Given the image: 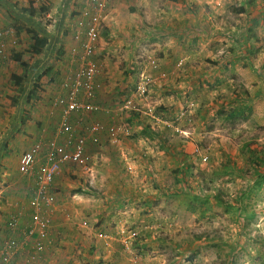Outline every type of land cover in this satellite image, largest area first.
Segmentation results:
<instances>
[{"label":"rangeland","instance_id":"rangeland-1","mask_svg":"<svg viewBox=\"0 0 264 264\" xmlns=\"http://www.w3.org/2000/svg\"><path fill=\"white\" fill-rule=\"evenodd\" d=\"M207 2L204 38L184 47L158 37L137 50L134 108L118 111L130 133L115 143L132 139L115 163L100 156L90 163L85 209L70 218L75 234L57 245L54 263L264 264V0ZM246 2L249 13L232 11ZM219 50H234L231 72L202 59ZM142 73L153 82L141 97ZM101 166L110 167V188Z\"/></svg>","mask_w":264,"mask_h":264},{"label":"crops","instance_id":"crops-1","mask_svg":"<svg viewBox=\"0 0 264 264\" xmlns=\"http://www.w3.org/2000/svg\"><path fill=\"white\" fill-rule=\"evenodd\" d=\"M101 1L105 4V12L95 60L103 70L98 79L102 88L91 102L99 104L102 110L100 113H72L70 122L76 135L86 139V152L92 161L100 156L102 164L104 159L113 164L120 158L118 155L121 153L119 150H123L122 146L128 147L127 142L132 139L120 136L118 145L112 141L108 132L109 128H115L123 134L124 122L120 115L124 113L118 111H123L122 107L130 99L135 100L129 96V91L134 81L132 75L138 72L135 60L139 56L136 52L140 45L156 43L158 37H169L176 41L179 39L180 45L185 47L190 45L191 38L195 36L204 38L211 28V22L204 12L207 0ZM86 2L0 0V31H14L11 37L4 40L6 56L0 60V264H56L52 252L59 250L57 245L62 239L75 234L76 228L69 220L81 209H85V202L83 205L80 203L87 193L84 184L88 183L84 181L94 178V168L89 165L85 169L68 163L63 166L53 184L56 202L50 213L51 225L45 240V248L48 247L44 252H38L37 236L29 237L27 232L31 225L30 199L35 181L20 172V159L37 144L41 143L45 147L50 141L64 143L66 140L58 136L64 107L55 106L54 101L66 96V83L78 66L71 53L74 49L81 52L80 43L74 40V36L81 31L77 23L82 18L81 11L86 8ZM43 5L47 6V13L34 16L28 13L31 9L39 11ZM240 7H244L246 13L250 12L247 2ZM250 8L252 11L253 5ZM227 24L229 28H234L232 23L224 22L222 26H225V30ZM36 32L39 38L48 41L37 55L30 52L35 45L33 33ZM217 40L224 42L226 38L219 37ZM217 40L212 41L220 49ZM230 48L233 49L232 46ZM187 51L185 59H194V55ZM232 51L206 52L202 59L221 61L217 70L222 73L226 70L231 72L234 68L233 59L236 58ZM17 54H21L22 59L30 63L26 78L23 77V69L15 61ZM170 70L167 66L162 68L169 75ZM192 73L189 68L186 76ZM34 87L37 88L36 97L29 99ZM239 90L236 88L235 92ZM134 112L131 116L132 124L139 120L135 118L138 113ZM95 123H101L104 129L91 132L90 128ZM43 156L44 153L39 164ZM101 169L106 174L104 180L107 178L106 184L110 188V167L101 166ZM13 218H18L16 228L10 227ZM11 239L18 243L17 249L12 252L8 249Z\"/></svg>","mask_w":264,"mask_h":264},{"label":"built area","instance_id":"built-area-1","mask_svg":"<svg viewBox=\"0 0 264 264\" xmlns=\"http://www.w3.org/2000/svg\"><path fill=\"white\" fill-rule=\"evenodd\" d=\"M86 8L81 11V20L77 25L80 32L74 36V40L80 43L81 52L74 49L71 53L72 58L78 63L77 69L70 76L66 83L67 94L65 97L54 101L55 106L64 107L61 123L58 128V136L66 138L64 143L57 140L48 142L45 147L43 144L33 146L24 153L20 159V172L35 181V189L30 199L31 225L28 228V236H37L36 249L38 252L45 250V240L47 239L48 229L51 225L50 213L55 205V195L53 194V184L55 178L60 174L63 166L72 163L88 169L92 158L86 152V139L77 136L75 129L70 122L72 113H96L102 110L101 106L94 101L102 88L98 80L103 72L102 67L96 62L95 55L98 49L99 35L104 18L105 4L101 0H86ZM14 34L12 29L0 31V60L5 58V38ZM151 69L156 71L158 63L152 61ZM143 78V79H142ZM152 75L141 74V81L137 85V95L144 96L152 84ZM84 99L86 101H84ZM133 106L132 101H127L126 108ZM134 108V106L132 107ZM91 132H100L104 129L101 123H95ZM123 133L128 135L130 127H123ZM119 129L109 128V135L112 141H117ZM43 160L39 164L43 155ZM18 218H13L10 227L16 228ZM80 226H87L83 221ZM18 243L11 239L8 244L10 252L16 250Z\"/></svg>","mask_w":264,"mask_h":264},{"label":"trees","instance_id":"trees-1","mask_svg":"<svg viewBox=\"0 0 264 264\" xmlns=\"http://www.w3.org/2000/svg\"><path fill=\"white\" fill-rule=\"evenodd\" d=\"M49 10L47 8L46 5H43L39 11L36 10V9H31L28 11L29 14L31 15H36V14H45L47 13ZM232 11L237 13V14H244L246 13V9L244 7H240V8H232ZM33 38L35 39V45L33 47H31L30 49V52L32 51L33 54H40L43 49L46 47V45L48 44V41L47 39L45 38H39V34L36 32V33H33ZM15 61L21 66V68L23 69V77L26 78L29 74V69H30V63L29 61H24L21 57V54H17L15 57ZM36 92H37V88L34 87V90L31 91L30 95H29V99H33L36 97ZM237 94H241V89L239 91H237ZM254 164L257 166L260 165V162L258 163L257 161L254 162ZM196 199L200 200L198 197H195ZM209 199H206V200H200L202 201L201 204L203 203H208ZM239 207L240 204H239ZM196 212V211H194Z\"/></svg>","mask_w":264,"mask_h":264}]
</instances>
